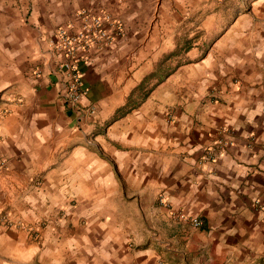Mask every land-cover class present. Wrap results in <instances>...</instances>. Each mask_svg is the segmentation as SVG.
Listing matches in <instances>:
<instances>
[{"label":"crops","instance_id":"crops-1","mask_svg":"<svg viewBox=\"0 0 264 264\" xmlns=\"http://www.w3.org/2000/svg\"><path fill=\"white\" fill-rule=\"evenodd\" d=\"M219 2L0 0V264H264V0ZM80 10L124 31L80 62L78 121L51 40Z\"/></svg>","mask_w":264,"mask_h":264},{"label":"built area","instance_id":"built-area-1","mask_svg":"<svg viewBox=\"0 0 264 264\" xmlns=\"http://www.w3.org/2000/svg\"><path fill=\"white\" fill-rule=\"evenodd\" d=\"M82 23L81 26L69 31L67 27H58L51 40L54 51L59 54V60L56 62V71H60L59 97L62 105L78 114V121H81L87 115L94 113L93 106L82 107V99L86 94L83 86L82 73L80 71V62H87V52L91 48L107 46L113 43L118 37L122 36L124 28L120 20L112 17L106 11L93 13L87 10L78 11ZM79 52L85 55H79ZM5 110L0 111L2 114ZM233 129L230 127H221L217 132V137L210 144L203 148L200 156L202 164H209L222 157L227 149L233 144ZM7 168V162L0 157V172ZM250 206L253 209H264V201L255 198ZM183 218L189 219L194 227H200L202 220L197 216H188L182 213ZM0 224L2 225H20L13 223L9 219V213L3 212L0 215ZM161 264V263H159Z\"/></svg>","mask_w":264,"mask_h":264},{"label":"rangeland","instance_id":"rangeland-1","mask_svg":"<svg viewBox=\"0 0 264 264\" xmlns=\"http://www.w3.org/2000/svg\"><path fill=\"white\" fill-rule=\"evenodd\" d=\"M219 1L220 0H208L209 14L210 13H219L223 9V6H222L221 2H219ZM229 8H231V7L229 6Z\"/></svg>","mask_w":264,"mask_h":264}]
</instances>
